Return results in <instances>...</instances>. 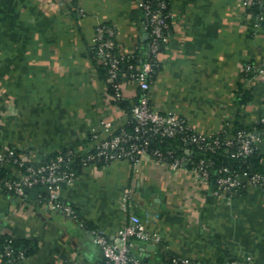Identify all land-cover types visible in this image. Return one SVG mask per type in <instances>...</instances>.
<instances>
[{"label":"crops","instance_id":"1","mask_svg":"<svg viewBox=\"0 0 264 264\" xmlns=\"http://www.w3.org/2000/svg\"><path fill=\"white\" fill-rule=\"evenodd\" d=\"M168 1L172 30L149 90L152 105L203 133L253 126L264 117V72L249 75L245 65H264V21L244 0ZM143 19L140 0H0V153L14 150L30 162L67 149L82 154L95 133L105 138L127 125L131 115L111 93L93 38L99 23H110L122 53H144ZM123 92L134 102L138 82L125 77ZM258 152L264 160V137ZM5 167L19 173L10 161ZM211 189L148 154L81 168L60 188L78 217L50 209L37 188L20 196L0 186V240L32 241L19 264H104L92 228L115 239L134 212L160 236L134 240L132 253L149 264H169L172 255L264 264V190L248 185L228 197Z\"/></svg>","mask_w":264,"mask_h":264},{"label":"built area","instance_id":"2","mask_svg":"<svg viewBox=\"0 0 264 264\" xmlns=\"http://www.w3.org/2000/svg\"><path fill=\"white\" fill-rule=\"evenodd\" d=\"M252 0H244L249 6ZM264 4V0H260ZM144 12V27L148 33L145 48V58L136 66L129 62L127 54L115 51V28L106 23H99L95 28L94 44L101 61L108 67L107 82L112 86L117 99L125 98L123 79L125 77L136 80L140 93L131 106L130 115L134 119L128 128L122 126L105 138H99L94 145L82 154L73 149L60 151L39 162H30L17 155L14 150L0 153V168L10 161L14 163L19 173L17 175H1L0 186L13 194L27 196L30 190L37 186L43 190L37 191V198L52 210H60L71 217H78L75 205L62 198L60 188L73 182L78 172L74 167L78 160L83 167L96 163L108 162L113 159L127 158L134 162L145 155L167 162L173 169L184 167L196 178L212 186L215 196L233 197L248 185L258 186L264 190V174L247 169L231 168L206 152H214L218 147L226 145L228 155L242 158L251 155L264 137V117L258 119L251 128H241L237 131H226L224 135L218 133H203L195 130L189 122L173 110L161 111L155 108L150 100V87L155 71L160 66V52L171 34L172 9L168 0H140ZM264 21V11L258 14ZM128 61V62H127ZM247 72L256 74L264 72V65L247 62ZM106 129L110 122L104 124ZM225 131V129H223ZM171 138H179L180 146L187 147L188 153H176L175 148H163L156 141L163 142ZM204 154L197 156L196 151ZM130 190L126 189L122 207L128 209ZM148 215L150 213H147ZM157 215V213H155ZM93 239L104 254V264H149L132 253L135 239L159 241L160 236L152 234L146 229L141 216L131 212L127 224L121 228L115 239H111L107 232L100 227L92 228ZM3 255L6 264H19L26 257L23 251L16 252L12 243L4 245ZM250 259V256L248 257ZM170 264H204L201 260L172 255ZM229 264H249L231 260Z\"/></svg>","mask_w":264,"mask_h":264},{"label":"trees","instance_id":"3","mask_svg":"<svg viewBox=\"0 0 264 264\" xmlns=\"http://www.w3.org/2000/svg\"><path fill=\"white\" fill-rule=\"evenodd\" d=\"M169 7H170V4H169ZM249 9L251 11L259 14V13H262L264 11V4L260 0H252L250 5H249ZM106 24L112 25L110 23H106ZM171 30H172V27H171ZM114 38H115V41H116V45H115L114 49H115L116 52L121 53L120 48H119L118 43H117V40H116V37L114 36ZM92 54L97 59L101 60L99 55L97 54V50H96L95 44H94L93 49H92ZM145 56H146L145 52L143 53V52L138 51L132 56L129 55L127 57V59H128L129 62H132L136 66H138L141 63V61L145 58ZM101 63H102V65L105 66V78L107 79L108 67L102 61H101ZM248 73H249V75L252 74L251 72H248ZM108 85H109V88L111 90V93H112L114 99L118 103H120L124 107V109L130 114V109H131V106H132V104L134 102H129L125 98H122V99L115 98L112 86L109 83H108ZM133 123H134V119L131 117L130 122L127 125H125V126L130 128L133 125ZM251 127L252 126L246 127V128L249 129ZM241 128H245V127H238V126H233L232 127V125H228V126H226L224 128L225 131L222 130V131L217 132V133L219 135H224L226 131H228V132L229 131H233L234 132V131H237L238 129H241ZM155 144L156 145L159 144L163 148H175L176 149V153H179V154L188 153L187 147L180 146L181 144L179 142V138H171V139H168V140H164L163 142L156 141ZM64 151L65 150H63V152ZM57 153L58 152L54 153L53 155H55ZM195 154L197 156H201L204 153L202 151H198L197 150ZM206 154L214 157L218 163L227 164L231 168H236V169L239 168L241 170L247 169V170H249L251 172L252 171H257V172H261V173L264 174V160H263L262 156L259 155L258 148L251 155H249L247 157H242V158H235V157H231L230 155H228V150L226 149V145L218 147L217 150L214 151V152H206ZM80 159H81V157H79L78 160L75 161V163L73 164L75 169H77V172H79V170L81 168H83V166L79 163ZM0 172H1L2 176L11 175V173H9V171L6 169V167L0 168ZM35 188H37V191L43 190V188L40 187V186H37ZM37 193H36V195H37ZM8 241H10L12 243V245L15 248L16 252L23 251L26 256L33 250V244H32V241H30V240H17L15 238L11 237V236H3L2 239L0 240V248H1L2 252L4 251V245ZM6 262H7V259L3 255V264H6Z\"/></svg>","mask_w":264,"mask_h":264}]
</instances>
